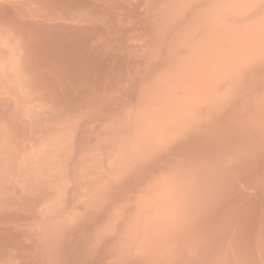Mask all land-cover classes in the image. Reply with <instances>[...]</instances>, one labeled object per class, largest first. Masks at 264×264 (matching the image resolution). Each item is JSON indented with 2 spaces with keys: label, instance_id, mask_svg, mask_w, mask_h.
<instances>
[{
  "label": "bare ground",
  "instance_id": "bare-ground-1",
  "mask_svg": "<svg viewBox=\"0 0 264 264\" xmlns=\"http://www.w3.org/2000/svg\"><path fill=\"white\" fill-rule=\"evenodd\" d=\"M218 2L0 0V264L154 263L142 260L146 256L131 259L130 249L123 255L125 238L115 244L119 226L127 221L113 222L107 173L92 150L102 144L109 148L110 138L104 139L109 134L113 140L118 133H132V121L146 117L144 112L158 120V70L165 66L167 73H174L171 87L177 88L182 83L175 72L187 60H198L201 49L190 38L183 45L192 49L191 55L177 56L180 45L174 38L182 19ZM158 10L170 14L165 28ZM158 40L163 45L159 58ZM56 107L66 112L61 114ZM181 107L169 116L182 117L186 109ZM212 112L206 122L192 121L180 130L168 143L171 147L158 154V160H171L181 169L189 166L192 189L183 181L187 173L183 177L181 172L179 185L187 189L178 188L174 181L181 195L164 205L165 217L158 222L163 260L156 264H210V260L212 264L219 247L226 254H220L221 264H234L245 259L253 245L258 259L264 260V113L257 115L263 123L256 130L252 126L258 123L250 124L253 120L245 123L237 118L236 122L233 112L219 116ZM89 123L95 133L94 138L88 135L94 147L78 150L74 144L87 140V135L82 136L91 131ZM105 159L101 158L102 165L110 168ZM98 167L106 174H95ZM192 182L197 183L194 189ZM181 190H193L188 191L194 195L190 205L186 204L189 193L182 195ZM141 231L137 228L133 236L145 238ZM241 243L248 247L245 254ZM230 251L244 255L239 253L235 261ZM257 255L251 257L253 261Z\"/></svg>",
  "mask_w": 264,
  "mask_h": 264
},
{
  "label": "rangeland",
  "instance_id": "rangeland-1",
  "mask_svg": "<svg viewBox=\"0 0 264 264\" xmlns=\"http://www.w3.org/2000/svg\"><path fill=\"white\" fill-rule=\"evenodd\" d=\"M211 6H213V4ZM159 11L160 10H158V14H159L158 19L162 20L161 27L164 26L165 28L168 25H170L169 24L170 14L168 16H165L163 14L165 12L162 11L161 13L160 11L159 13ZM171 14L173 15V17L176 16V13H171ZM160 16L163 17V19ZM195 29L197 30L194 33ZM196 32L199 33L197 34ZM190 38H193L192 40H190L191 41L190 43H192L195 40L196 42L199 43L201 49L198 53V60L195 59L193 63L187 60V62H185V64L180 66L175 72L178 73V78L181 80V81L179 80V82H181L182 84L180 85V83H178L179 86L177 88H172L171 79L174 73H167L165 66H163L165 68V69L163 68L165 72H163L164 70H162V67L159 69L160 71L158 70V120L155 121V119H152L151 118L152 116H150L151 113L149 115V112L148 113L144 112L148 115L144 117L145 114H143V118L145 120L143 121V124L141 123L143 119L142 117L140 119L141 121L139 120V122L137 119L138 123L137 122L135 123V120L132 121L131 123L132 129L130 128L132 130L131 131L132 133L130 134L132 135H130L129 132L124 135L121 134L122 136L120 135V133H118V135L120 136L119 137H117L118 135L114 136L113 140L111 139L112 138V136H110L111 134L106 136V138L104 137V139L106 140L107 138H110V141H106L108 142V147H109L107 149L110 150L106 149L107 146L105 144L99 146L97 145L99 148L97 147L95 148L92 145V143L94 144V139L92 138H94V134H95L92 130L93 129L92 126L93 125L97 126L95 124L98 123L96 121H92L93 125L89 123L88 125H90L91 127L87 126L88 131H90L89 128H91V131L89 132V134L88 132H86L82 136V138H85V136L87 135L88 137L87 140L81 139V142L84 141V143L80 142L81 145L74 144V147L76 146L78 150L80 149V147H82L83 150L80 149L81 151H85L90 148L92 149L94 147V150H92V154L96 151V153L98 154L96 155L94 153V156L97 159L96 162L97 163L99 162L100 167L104 166L103 169L105 168V171L107 173L106 179H108L107 180L108 182L107 183L105 181L104 182L111 189L110 193L112 198L111 201H112V206H113L112 210L114 216L113 222L115 224L120 221L121 223L122 221H127L126 225L125 224L122 225L125 222H123L120 226L118 225L119 233L117 234V237L115 239V244L121 242L119 238H125V240L121 244L125 250V251H121L123 255L125 253H128V249H130L129 255L131 259H138L141 258V256H146L147 258L143 257L142 260L144 259V261H146L148 259L150 262L151 261L154 262V263L151 262L152 264H156L155 262L156 261L158 262V259L163 260V256L158 251V248L161 246V244L159 243L160 245L158 247V241H159L158 222H160L161 220L163 221V218L165 217L164 210L166 207L164 205L166 204L170 205V203L172 204L176 202L177 194H179L178 196L181 195L179 193L180 190L177 191V189L180 187H181L180 189H183L184 187L187 189V187L190 185L189 183L190 171L187 172L189 166L187 167L186 165L183 167V169L187 168L185 170L186 172L184 171L183 173V169H181V166L176 165L175 163L171 162V160L168 159L158 160V158L160 157L158 156V154L163 149L164 150L162 152L168 150L171 147L170 146L171 144L168 143L173 141L174 136L180 130L185 128L192 121L193 122L196 121L197 123H200L202 122V120L203 121L207 120V117L211 116L210 112L212 111H213L212 114L215 115L218 114V116L219 114L223 115V113L225 112L227 115H228L227 112L229 111L233 112V114L235 113L234 114L235 117L234 116L233 117L236 122H237V118L239 120L242 119L241 121L243 122L248 121L245 123H249V121L253 120L250 124L255 125V123L256 124L258 123L257 125H255L256 127L252 126L256 130H259L260 129L259 126L262 125L260 123H263L260 120L261 117L259 116L260 117L259 118L257 115L263 116L264 113L263 112L264 111V0H219L218 6L214 5V7L205 9L201 12H197L196 14L188 13L187 16L182 19L180 29L179 31L177 30V36L174 38V41L180 45L179 46L180 52L177 55L178 57L179 56L189 57L191 55L192 49H189V46L183 45ZM159 41L160 40H158V58L160 54L162 55L163 53L162 52L163 45L160 44L162 42L159 43ZM178 105L183 106L184 110L186 109L184 115L180 118L179 117L173 118V115L171 114L170 116L172 118H170L168 112H172V113L177 112ZM183 107L181 108L183 109ZM229 108L232 109L230 110ZM56 109L58 108L56 107ZM56 109L54 108L53 111H56ZM59 109L61 108L59 107ZM63 109H67V108H63ZM44 110L42 111L44 112ZM260 110L262 111L261 114H260L261 112ZM45 111L48 113L47 110ZM64 111L66 112V110H63V111H59V113L61 114L65 113ZM139 111L140 110H138V114ZM46 112L45 114L48 115ZM51 112L52 111H50L49 113ZM51 114H53V112ZM51 114H49L48 116L50 117ZM226 114H225V119H227ZM231 115L232 113L229 114L230 118H232ZM253 115L256 118H254ZM45 117L47 118V116ZM145 118H147V120ZM148 118H151L154 121ZM50 119L54 120L53 115H51V118H49V120ZM197 120L200 121L198 122ZM44 121L42 124L46 123ZM139 123L142 124V127H145L143 128V130L140 127ZM134 124H139V125H134ZM144 124L147 125L144 126ZM140 128L141 130L139 131ZM68 132L67 134H69ZM60 134H62V137L66 136V132L65 134L64 133H60ZM71 134L72 132L70 133V135ZM88 135L89 136L93 135V136L92 138L90 137L89 139ZM126 135H128V137ZM66 138H69V136ZM78 138L79 141L80 136ZM78 141L76 140V142ZM111 141H113V143ZM110 143L112 144L110 145ZM87 145L88 147H86ZM109 145L112 147H110ZM100 146H102L101 149L103 150V152L100 151ZM208 146L210 147V145ZM104 151H106L105 154ZM99 155L104 156L106 159ZM101 158H102V162L103 159H105V161H107V159L109 160L108 167L110 165V168L106 169L107 166L105 167V165H102ZM160 160L163 164L166 165V167H163L164 165L160 162ZM158 163L160 166L161 164L163 166L161 167L158 166ZM169 165H171V167H169ZM159 167L161 169L164 168L162 172ZM166 168H168V170ZM103 169L98 167L95 171V174L96 172H102L103 174H106L105 171H102ZM165 169H166V173L164 172ZM173 169L176 170L174 171ZM181 172L183 177L185 176L184 174L186 173L188 175V176L186 175L188 178L184 179L186 176L183 178V181L186 180L185 181L186 183L183 182V185L184 183L185 184L188 183L187 187L184 186L182 188V186L179 185L182 180L181 179L182 176L180 175ZM160 174H163V176L161 175L162 177H160ZM136 175L138 176V180ZM140 175L142 177L141 179H139ZM170 175L172 177H170ZM176 175L177 177H175ZM178 175L180 176V178ZM97 176L103 180L105 179L103 177L105 175H101L100 173ZM98 177L97 179H99ZM130 177L131 179H129ZM174 181H178V186H179V187L177 186L178 188H176V186L174 185L177 184L174 183ZM160 182H162L163 185L160 184ZM160 185L162 188L160 187ZM192 185L194 189L195 188L194 186H196L197 183L194 182ZM173 187H175L176 189H173ZM164 189L167 192L164 191ZM171 189L176 190V192L172 191ZM190 189H192V187ZM182 191L183 190H181V192ZM188 191L192 192L193 190L191 191L185 190L184 192H182V195L183 193L188 194L189 193ZM170 192L171 194L173 193V196L170 194ZM168 193L172 197H169ZM186 194L184 196H187ZM167 195L171 201L167 199L168 198ZM174 195L176 196L174 197ZM191 196L194 197V195L192 194L190 195L189 193L188 195L189 198H186L187 203L186 202L185 203L187 205H190L188 203V200L193 199L190 198ZM173 197L174 199H171ZM184 199L182 201H186ZM164 200H166V202ZM160 203H163L161 204L162 206L159 205ZM169 208L167 206V209ZM140 227L142 228L140 234L146 235L145 238L142 237L143 239H138L136 238V236H133L135 235V231L137 230V228ZM245 243L248 245V242L245 241ZM245 243L244 244L241 243V248L243 245L242 248L244 250L243 253L245 254L247 252V254H249L248 256L250 257L251 254L250 252H248V250L251 251L252 249L253 251L255 249L254 247L255 245H253L252 248L251 247L248 248ZM251 245L252 244H250V246ZM160 249L161 248H159V250ZM216 249L220 250V247ZM246 249L247 251L245 252ZM218 250H216L217 252L215 251V253L217 254H215L214 251L212 252V254L214 253L215 256L217 255L220 256L221 254L223 255V257H226L225 252L223 253V251L221 250L218 251ZM241 252L239 253L244 255ZM256 252L252 253L251 257L254 256L253 254H255L256 256L257 255ZM229 253H230L229 257L230 255L233 254L231 256L232 259H234L236 256L235 261L239 259L237 258L240 256L239 253L238 254L236 253L235 256H234L235 254L234 251L233 252L230 251ZM247 254H245L246 255L245 257L247 259L252 260L251 257L250 258L247 257ZM119 256H121V254ZM215 256L213 257L214 259L212 260L213 262L215 260L216 263L212 262V264H217L218 261H219L218 264L223 263L222 260L224 261V258H222L221 260L219 259L221 258L220 256L218 257L219 259L218 260ZM255 256L253 259L256 258ZM257 256L258 257L256 261L252 260V263L255 264L257 260H259V262L261 263L258 262L256 264H263L262 262H264V260L262 259V257L261 260L258 259L260 258L259 257L260 255L258 254ZM242 258H244V256H242ZM246 258L243 260L240 258L239 262L237 260V262L233 261V263L235 262L234 264L236 263L245 264L246 262L247 264L248 261V263L251 264L249 262L251 260H247ZM232 259H227L226 261L231 260L230 262H232ZM241 260L243 262L245 260V262L241 263L242 262ZM208 262H210L211 264V260Z\"/></svg>",
  "mask_w": 264,
  "mask_h": 264
}]
</instances>
